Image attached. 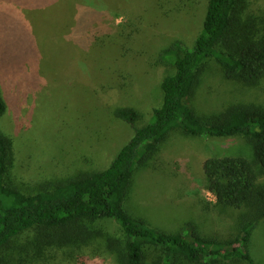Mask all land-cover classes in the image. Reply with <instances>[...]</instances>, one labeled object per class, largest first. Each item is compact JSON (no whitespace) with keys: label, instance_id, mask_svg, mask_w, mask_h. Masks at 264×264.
Wrapping results in <instances>:
<instances>
[{"label":"rangeland","instance_id":"374dc122","mask_svg":"<svg viewBox=\"0 0 264 264\" xmlns=\"http://www.w3.org/2000/svg\"><path fill=\"white\" fill-rule=\"evenodd\" d=\"M206 1L0 0V93L6 105L0 130L12 140L14 155L5 182L33 194L79 170L109 164L133 135L112 111L132 108L138 114L134 125H145L161 102L160 79L174 72L153 57L170 40H193ZM250 1L264 14V0ZM111 40L114 45L104 47ZM188 100L208 118L236 101L264 103V81L257 87L227 83L209 59ZM241 149L249 150L242 137L172 132L137 164L124 211L163 232L187 234L193 228L203 237L232 240L246 211L215 205L200 173L205 158ZM188 198L205 209L187 206ZM82 224L91 234L56 252L46 248L54 244H42L41 230H29L1 251L0 264H24L19 256L33 264H120L124 236L118 224L108 218ZM248 250L264 264V218ZM159 256L157 248L146 246L143 264H159Z\"/></svg>","mask_w":264,"mask_h":264},{"label":"trees","instance_id":"16d2710c","mask_svg":"<svg viewBox=\"0 0 264 264\" xmlns=\"http://www.w3.org/2000/svg\"><path fill=\"white\" fill-rule=\"evenodd\" d=\"M111 45L114 41L104 42V47ZM153 58L174 68L159 81L161 102L141 127L134 125L138 118L134 109L112 111L132 127L133 135L101 169L79 170L26 194L5 182L14 159L13 143L0 130V253L13 239L32 229L41 230L45 238L42 244H54L46 248L56 252L65 243L91 234L82 222L108 218L118 224L124 236L117 253L120 264H143L146 246L158 249L159 264H180L179 260L188 264H259L248 245L264 218V103L236 101L207 118L186 102L209 59L217 63L227 83L257 87L264 81V14L253 8L250 0H207L193 40H170ZM53 81L58 89L61 83L55 78ZM5 110L0 93V123ZM172 132L201 138L242 137L248 144L246 152L241 149L239 154L210 156L201 164L200 177L205 189L214 195L215 205L246 211L232 240L203 237L193 228L186 230L187 234L163 232L124 211L137 164L156 153ZM185 204L205 209L197 199L188 198ZM19 260L24 264L34 262L20 256Z\"/></svg>","mask_w":264,"mask_h":264}]
</instances>
